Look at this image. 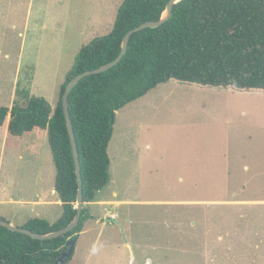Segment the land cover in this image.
<instances>
[{
    "label": "rangeland",
    "instance_id": "rangeland-1",
    "mask_svg": "<svg viewBox=\"0 0 264 264\" xmlns=\"http://www.w3.org/2000/svg\"><path fill=\"white\" fill-rule=\"evenodd\" d=\"M122 2L0 0V106L20 85L54 110L81 47L112 31ZM115 115L111 177L86 203L100 222L86 221L69 264H264V91L172 79ZM5 127L0 217L56 222L48 136L37 157Z\"/></svg>",
    "mask_w": 264,
    "mask_h": 264
},
{
    "label": "trees",
    "instance_id": "trees-1",
    "mask_svg": "<svg viewBox=\"0 0 264 264\" xmlns=\"http://www.w3.org/2000/svg\"><path fill=\"white\" fill-rule=\"evenodd\" d=\"M169 1L123 0L112 31L81 47L54 110L45 96L20 85L12 107L0 106V127L8 124L9 136L34 138L32 152L38 153L48 136L56 167L55 189L63 206L60 218L50 222L35 217L23 227L52 232L67 225L77 211L78 177L63 108L66 85L77 74L113 61L125 34L146 21L159 20ZM172 79L264 91V0L179 1L165 23L131 35L118 64L82 78L69 97L82 165L84 208L79 225L45 240L0 225V264H55L60 259L94 217L85 203L94 201L110 180L113 112Z\"/></svg>",
    "mask_w": 264,
    "mask_h": 264
},
{
    "label": "water",
    "instance_id": "water-1",
    "mask_svg": "<svg viewBox=\"0 0 264 264\" xmlns=\"http://www.w3.org/2000/svg\"><path fill=\"white\" fill-rule=\"evenodd\" d=\"M179 1H182V0H170L167 4L166 11L164 12L163 16L159 20H157V21H154V20L146 21V22L134 27L133 29L129 30L123 38L121 52L113 61H110V62H108V63H106L100 67H97L95 69L86 70L84 72L77 74L68 82V84L65 87L64 94H63V108H64V112H65V117L67 120V126H68V131H69V135H70V139H71V144H72V148H73L74 160H75V165H76V173H77V177H78V186H79L77 201H76L77 211H76L74 218L67 225H65V226H63L57 230H54L52 232H48V233H38V232H35V231H33L27 227L18 226V225L14 224V223L6 220V219H1V218H0V225L6 226L13 231H18V232L28 234L31 237H33L35 239H40V240L56 238L60 235H63L65 233L72 231L74 228H76L79 225L81 215H82V211L84 208V191H83L82 165H81V161H80V153H79L78 142H77V138H76V134H75V130H74L73 121H72L71 114H70V99H69L70 94H71L72 90L74 89V87L85 76L104 72V71L112 68L116 64H118L123 59V57L125 56V54L127 52L131 35L134 32L140 31L144 28H147V27L154 28V27H158L161 24L165 23L170 18L174 5L176 3H178ZM113 115H115V111L113 112ZM109 219H113L114 221H116V218H108L107 220H109ZM77 240H78V237H76L74 240H72V242L70 243L69 249L66 250L62 254L60 259L55 264H66L67 259L72 257L74 254Z\"/></svg>",
    "mask_w": 264,
    "mask_h": 264
},
{
    "label": "crops",
    "instance_id": "crops-1",
    "mask_svg": "<svg viewBox=\"0 0 264 264\" xmlns=\"http://www.w3.org/2000/svg\"><path fill=\"white\" fill-rule=\"evenodd\" d=\"M4 126H6L5 128H6V131L4 132L5 133V135H4V137H7V136H9V134H8V124H5ZM47 136V135H46ZM46 136L44 137V139H43V141H42V145H41V147H40V149H39V152L38 153H36V152H32V150H31V146H32V144L35 142L34 141V138H32V139H30V141H27L26 142V144L28 145V150L30 151V152H32V155L33 154H35L37 157H39V156H41V152H42V149H43V146H44V141H45V138H46ZM18 138H21V139H23L24 137H18ZM52 153V152H51ZM53 158V157H52ZM54 162V161H53ZM56 177V176H55ZM56 189H54V191H55ZM56 192V194H57V191H55ZM58 195V194H57ZM55 202H57L58 204H62V201L60 200V198L59 199H57ZM95 202H99V201H92V202H89V205L90 206H92V204H94ZM101 204V203H100ZM85 205H86V203H85ZM87 206V205H86ZM88 207V206H87ZM89 208V207H88ZM90 213H91V211H90ZM92 214V213H91ZM93 215V214H92ZM94 217H92V218H90V219H88V221H90V220H96V222H100V218H98V216H96V215H93ZM87 221V222H88ZM87 222H86V224H85V226H84V229L82 230V232L81 233H83L84 231H85V229H86V226H87Z\"/></svg>",
    "mask_w": 264,
    "mask_h": 264
}]
</instances>
